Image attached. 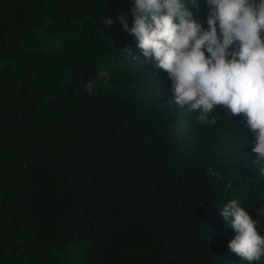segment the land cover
Returning <instances> with one entry per match:
<instances>
[{"label": "trees", "instance_id": "obj_1", "mask_svg": "<svg viewBox=\"0 0 264 264\" xmlns=\"http://www.w3.org/2000/svg\"><path fill=\"white\" fill-rule=\"evenodd\" d=\"M133 3L0 0V264H248L231 199L264 234L254 134L222 106L215 125L180 116L118 19Z\"/></svg>", "mask_w": 264, "mask_h": 264}, {"label": "clouds", "instance_id": "obj_2", "mask_svg": "<svg viewBox=\"0 0 264 264\" xmlns=\"http://www.w3.org/2000/svg\"><path fill=\"white\" fill-rule=\"evenodd\" d=\"M206 5L205 25L198 18L199 0H134L131 26L125 13L118 19L137 40V54L168 73L180 116L215 125L218 106L231 120L239 116L237 124L255 136L253 166L264 177V0H206ZM113 23L111 15L104 20L107 27ZM123 51L138 59L131 48ZM98 76L110 79L106 70ZM95 88V80L86 82L89 95ZM184 126L180 121L179 132ZM256 211L264 217V205ZM221 215L236 232L229 249L248 264L264 259L259 220L237 199Z\"/></svg>", "mask_w": 264, "mask_h": 264}, {"label": "bare ground", "instance_id": "obj_3", "mask_svg": "<svg viewBox=\"0 0 264 264\" xmlns=\"http://www.w3.org/2000/svg\"><path fill=\"white\" fill-rule=\"evenodd\" d=\"M220 228V227H219Z\"/></svg>", "mask_w": 264, "mask_h": 264}]
</instances>
